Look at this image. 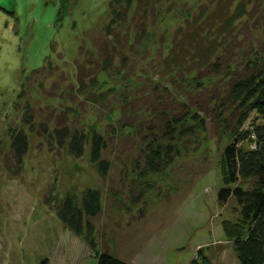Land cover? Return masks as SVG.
Masks as SVG:
<instances>
[{"label": "rangeland", "instance_id": "rangeland-1", "mask_svg": "<svg viewBox=\"0 0 264 264\" xmlns=\"http://www.w3.org/2000/svg\"><path fill=\"white\" fill-rule=\"evenodd\" d=\"M109 1L0 0V264H43L45 259L50 264H96L94 250L63 225L53 205L56 196L81 197L88 187L97 188L101 197L100 211L90 217L97 250L109 248L133 264H188L201 246L214 264H238L234 248L224 240L221 220L227 214L216 201L218 161L227 138L210 124L206 138L194 142L193 149L175 156L160 172L138 178L130 171L138 135H113L124 90L101 102L97 97L95 105L89 92L95 86L80 90L76 85V58L83 59V51L93 50L102 38ZM227 1L162 0V9L170 10L150 29L170 43L185 9L209 14ZM243 29L256 44L263 42V24L256 28L247 21ZM156 48L154 39L149 52ZM141 63L137 61L135 73L128 70L113 78L100 72L98 78L105 87L120 89L128 82L139 90L149 81L139 74ZM89 72L83 77L88 84ZM145 98L138 94L135 99L141 105ZM25 114L33 115L32 124ZM66 119L106 135V173L91 160L87 146L75 156L47 133ZM13 128L28 137L19 171L11 150Z\"/></svg>", "mask_w": 264, "mask_h": 264}, {"label": "trees", "instance_id": "trees-1", "mask_svg": "<svg viewBox=\"0 0 264 264\" xmlns=\"http://www.w3.org/2000/svg\"><path fill=\"white\" fill-rule=\"evenodd\" d=\"M227 2L230 4L216 5L209 14L185 9L182 24L173 30L170 43H165L164 34L157 37L150 29L170 10L168 6L162 9V0H110L109 19L102 25V38L95 41L97 52L86 48L83 59L76 58L75 80L80 90L95 86L89 90L94 93L90 99L95 105L109 93L124 90L125 98L120 99L118 108L119 125L110 134L138 135L130 169L138 178L160 172L174 162L175 156L193 149L194 142L203 141L209 125L214 124L227 138L218 161L220 185L216 191V201L227 214L221 220L224 240L234 248L238 264H263L264 38L256 44L243 27L249 21L256 28L263 24L264 30V2ZM154 39L157 48L150 53ZM140 59L139 74L149 81L139 90L128 82L120 89L114 84L105 87L98 78L100 72L113 78L128 70L135 73ZM87 70H91L89 84L83 80ZM138 94L146 96L141 105L142 101L135 99ZM141 111L146 116L140 115ZM24 119L30 124L34 120L31 114H25ZM50 130L47 128V133L75 156L82 155L87 146L98 169L108 171L110 163L104 157L108 141L99 129L66 119L60 128L56 125ZM10 134L14 166L19 171L28 137L19 128ZM100 198L97 188L88 187L81 197L74 193L56 196L53 205L63 225L82 235L94 250L96 264H133L109 248L97 250L90 217L100 211ZM188 264L214 263L199 246Z\"/></svg>", "mask_w": 264, "mask_h": 264}, {"label": "crops", "instance_id": "crops-1", "mask_svg": "<svg viewBox=\"0 0 264 264\" xmlns=\"http://www.w3.org/2000/svg\"><path fill=\"white\" fill-rule=\"evenodd\" d=\"M46 264H50V261H49V259H47V260H46Z\"/></svg>", "mask_w": 264, "mask_h": 264}]
</instances>
